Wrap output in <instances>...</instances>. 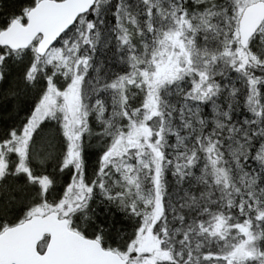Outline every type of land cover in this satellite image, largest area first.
<instances>
[{"label":"snow or ice","instance_id":"1","mask_svg":"<svg viewBox=\"0 0 264 264\" xmlns=\"http://www.w3.org/2000/svg\"><path fill=\"white\" fill-rule=\"evenodd\" d=\"M0 264H264V0H0Z\"/></svg>","mask_w":264,"mask_h":264}]
</instances>
